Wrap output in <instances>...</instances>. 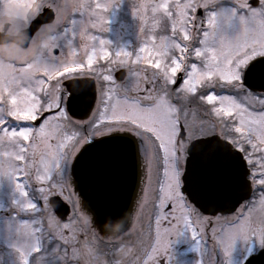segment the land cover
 <instances>
[{"label":"snow or ice","instance_id":"snow-or-ice-1","mask_svg":"<svg viewBox=\"0 0 264 264\" xmlns=\"http://www.w3.org/2000/svg\"><path fill=\"white\" fill-rule=\"evenodd\" d=\"M46 7L0 0V16L15 9L31 26ZM83 48L79 58L70 42L61 61L0 62V171L23 196L35 184L40 201H57L49 222L79 264H177L185 237L196 264H254L264 255V84L249 79L264 66V0H180L171 33L144 45L127 83L116 69L129 53ZM89 80L100 82L98 104L78 92ZM93 172L139 186L116 231L99 219ZM40 247L37 237L20 249L23 264Z\"/></svg>","mask_w":264,"mask_h":264},{"label":"flooded vegetation","instance_id":"flooded-vegetation-1","mask_svg":"<svg viewBox=\"0 0 264 264\" xmlns=\"http://www.w3.org/2000/svg\"><path fill=\"white\" fill-rule=\"evenodd\" d=\"M164 1L159 0V3L153 8L154 0H43L44 4H51L52 7L44 8L41 15L42 22L34 30L29 29L31 26H29L27 21L18 18V13L15 9H10L7 15L0 16V42L6 41L9 44L6 52L0 50V62L31 63L49 56L57 61H61L65 57L57 56L56 52L64 49L65 55H67L70 42L73 47L81 49V52L77 54V58H79L83 56V46L87 44L89 47L104 48L113 57L122 51L129 53L128 59L130 62L116 69L118 81L127 83V80L124 78L129 72L139 70L141 67L140 64L131 63V61H135L136 57L140 55L145 43L153 44L150 42V39L148 41L144 40L141 37V33L145 31L146 33H150L147 35L149 36L154 32L161 35H167V32H171L170 28L174 16L167 25L164 14L167 10L171 9L168 3L169 0L167 3H164ZM195 2L196 6H199L205 0H195ZM233 2L234 0H214L217 8ZM249 2L253 6H257V0H249ZM155 11H158V13H155ZM201 14H203V10H201ZM13 28L20 30L25 35L22 46L15 44L14 38L8 35L9 31ZM34 45L36 46L35 48ZM100 63L105 64L106 62L101 60ZM255 71L257 76L255 79L250 78L249 84L253 87H259L264 84V78H262L264 66L257 65ZM92 79L95 78L93 77ZM88 83L89 87L85 88L82 86L78 89V92L85 102L91 101L94 103L96 101V104H98L101 99L100 82L97 81L95 85H91V80H89ZM85 107L86 105L81 106V112ZM77 118L83 119L84 117L83 115H79ZM2 150L0 149V151ZM0 175V191H2L1 194L3 195V191L4 193L6 192V187L2 182L4 181V173L0 171ZM12 179L17 183L16 178L12 176ZM19 179L21 183H24L30 180L31 176ZM7 185L9 187L12 186L9 178L7 179ZM27 187L30 194L28 197L23 196L17 187L14 190L21 195L16 200L17 205L21 206V208H17L16 206L11 207L10 202L7 200L0 202V264H9L10 260L14 263L13 259L9 258L8 254L10 251L7 250V246L5 245V242L9 240L7 225H5L6 221L14 229L16 228L15 226H18L21 230L22 228H27L29 224L33 228L39 229V231L32 233V236L36 235L39 237L41 249L39 252L34 253L30 259H34L39 253H49L51 251L53 254L49 253V258L53 262H56L55 259L60 257L57 253H67L66 262L67 264H72L73 256L70 245L65 244L66 246L61 247L62 243H58L61 249L56 250L53 248L54 245L57 246L55 230L49 222V215L51 213V216L57 217L50 202L53 197L49 196L47 204H45L39 200L35 184H28ZM29 199L36 202L37 206L35 208L24 207ZM13 236H16V233ZM133 237L136 236L133 235ZM133 237L132 239H134ZM187 246L192 247L189 240L181 244L179 255L176 252L177 264H196L198 253L195 250L194 252L182 253V251L185 252L187 250ZM11 251L16 253L14 249Z\"/></svg>","mask_w":264,"mask_h":264},{"label":"rangeland","instance_id":"rangeland-1","mask_svg":"<svg viewBox=\"0 0 264 264\" xmlns=\"http://www.w3.org/2000/svg\"><path fill=\"white\" fill-rule=\"evenodd\" d=\"M167 1L168 0H165L164 3L165 2L167 3ZM158 3H159V0H154L153 8ZM168 3H169V6H170V9L172 11L171 10H167L166 13L164 14L165 15L164 18H165V21H166L167 25L171 22L173 16H174V19H175L176 12H177V4L180 3V0H169ZM191 4H192L193 9H194L195 6H196L195 0H191ZM155 13H158V11H155ZM158 18H160V17H158ZM167 33H168L167 35H169L171 32H167ZM141 34H142L141 37L144 40L148 41V39H150L151 43H158L161 39H163L165 36H167V35H161L160 33H157V32H154L152 35L147 36L150 33H146L145 31H143ZM145 45H146V43H145ZM0 177H1V175H0ZM8 178L10 180V184L12 185L11 187H9V185H7V179ZM10 178L12 179V176L9 177L8 174H4V181H2V182H3L4 186L6 187V192L4 193V191H3V195H2L1 194L2 191H0V202L2 200H7V201L10 202V206L11 207L16 206L17 208H21V206L17 205V203H16V200L18 198H20L21 195L17 191H14L16 189V187H15L16 186V182L13 181V179L11 180ZM1 180H2V178H1ZM51 215H52V213L49 215V219H50V217H52ZM5 225H7V231H8V234H9V240H7L5 242V245L7 246V250L10 251L9 254H8L9 258L13 259V262H14V263H12V260H10L9 264H23L22 259H21L20 249H24L25 252H29L30 249L32 248L33 244H34L35 239L38 236H36V235L32 236L33 232L28 231L27 228H22L20 230V227L15 226L16 228L14 229L9 224H7V221L5 222ZM14 233H16V236H13ZM132 237L130 239L132 241L135 239V241H136L137 237H133L134 239H132ZM55 239H57L58 243H62L61 247L66 246L65 245L66 243L64 241H62L61 239H59L56 234H55ZM125 239H128V237H125ZM187 240H189V242L192 244L190 238L188 239L187 237H185V238L181 239L179 243H176L174 245L175 252L178 253L177 255H179V253H180V248L179 247L181 246V244L184 241L186 243ZM58 245L57 246L54 245L53 248L56 249V250L61 249L60 245L59 246ZM13 249H14V251H16V253L11 251ZM192 250H193V248L191 246H187V250L185 252L182 251V253L194 252V250L193 251ZM34 253H36V252H31L30 257ZM49 253L53 254L51 251ZM49 253H39V254H37L35 256L34 259H30V257H29V264H67V262H66V260H67L66 254L67 253H57L60 257L55 259L56 262H53L52 260H50ZM72 264H79V261L73 259ZM186 264H188V263H186Z\"/></svg>","mask_w":264,"mask_h":264},{"label":"water","instance_id":"water-1","mask_svg":"<svg viewBox=\"0 0 264 264\" xmlns=\"http://www.w3.org/2000/svg\"><path fill=\"white\" fill-rule=\"evenodd\" d=\"M41 22L42 16L38 17L29 29L34 30ZM189 159H191V153H189ZM88 178L95 183L97 188L95 202L99 208V219L104 221L106 225L110 224L113 231L118 230L119 218L128 215L134 209V202L139 191L135 177L129 176L127 173H122L119 176H104L93 172L89 174ZM247 194V192L244 193V196L246 197ZM51 204L56 211L57 201L52 198ZM57 214L60 215L59 212ZM110 215L115 220L109 222L108 217ZM93 219H96L95 213ZM254 264H264V255L257 256Z\"/></svg>","mask_w":264,"mask_h":264},{"label":"clouds","instance_id":"clouds-1","mask_svg":"<svg viewBox=\"0 0 264 264\" xmlns=\"http://www.w3.org/2000/svg\"><path fill=\"white\" fill-rule=\"evenodd\" d=\"M8 35L14 38L15 44H19L21 46L23 45L24 40H25V35L23 34V32H21L18 29L13 28L9 31ZM8 47H9V44L6 41L0 42V50H3L6 52ZM35 47L36 46L34 45V48Z\"/></svg>","mask_w":264,"mask_h":264}]
</instances>
